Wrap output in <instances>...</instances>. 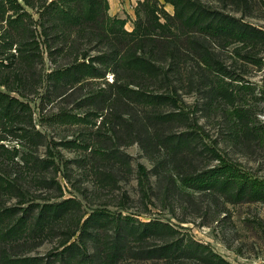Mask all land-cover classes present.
Wrapping results in <instances>:
<instances>
[{
    "label": "trees",
    "instance_id": "obj_1",
    "mask_svg": "<svg viewBox=\"0 0 264 264\" xmlns=\"http://www.w3.org/2000/svg\"><path fill=\"white\" fill-rule=\"evenodd\" d=\"M41 1L43 10L39 19L34 20L18 0H0V86L14 91L9 84L15 79L21 87L35 81L34 67L42 58L36 38L38 26L51 54L55 53L52 51L55 44L60 46L56 48L57 53H64L68 46L83 48L85 44L95 43L98 52L93 56L65 54L68 61L50 73L51 86L62 90L68 84L74 86L85 79L105 78L112 73L113 81H107L106 88L88 98L95 108L91 113L101 116L107 107L106 118L113 123V133L119 139L123 136L118 132H122L138 140L157 169L171 165L172 169L165 172L169 191L172 184L179 182L181 188L220 193L229 200L242 197L264 200V179L214 155L216 150L211 147L208 151L219 163L204 170L194 169L192 160L200 143V127L181 108L174 85L183 83L188 74L189 80L199 81V92L207 99L205 109L222 108L220 98L227 96L233 100L234 91L228 93L227 82L220 75L223 66L211 55L210 41L256 44L264 42V31L198 0H166L175 8L173 15L161 6L160 0H141L133 31L125 28L124 20L109 15V0ZM239 1L247 4L246 0ZM26 2L30 4V0ZM14 48L16 51L12 52ZM189 66L194 67L193 71H186ZM169 85L171 91L161 90ZM167 105L176 110L165 111ZM249 112L243 107L226 106L224 116L234 128L245 126L252 131ZM30 114L27 103L0 89V128L12 134L26 133L35 144L41 135L29 127ZM62 115L70 114L63 112ZM172 123L186 126L191 132L174 133L167 127ZM3 154L10 155V151L0 143V156ZM179 154H184L185 163ZM93 155L96 166L106 163L107 167L120 157L100 148ZM21 158L24 167L34 171L49 164L32 154ZM14 162L12 166L23 167ZM11 168L9 171L0 166V264H122L124 260L146 258H166L168 264H174L181 257L215 258L213 254L206 258L201 250L184 240L173 241L171 230L161 222H143L128 215L116 218L101 209L81 223L82 217L74 210L77 201L36 203L27 197L18 178L11 176L17 172ZM141 171L146 177L144 167ZM114 173V165L113 169L109 167L100 172L103 179L111 181ZM34 179L37 183L42 181L39 177ZM13 197L17 198L16 203L6 205ZM104 221L114 225L113 234L103 232ZM77 233L79 240L74 239ZM162 235L168 238L165 244L148 248V239ZM50 239L56 240L57 245L46 256L28 253L29 249ZM88 242H92L94 253L90 252Z\"/></svg>",
    "mask_w": 264,
    "mask_h": 264
},
{
    "label": "rangeland",
    "instance_id": "obj_2",
    "mask_svg": "<svg viewBox=\"0 0 264 264\" xmlns=\"http://www.w3.org/2000/svg\"><path fill=\"white\" fill-rule=\"evenodd\" d=\"M18 1L34 20L39 19L40 11L43 10L41 0H30V4L26 0ZM139 1L109 0V15L124 20L125 28L133 31ZM198 1L264 31V0H246L247 4L242 1L238 3L237 0ZM160 4L168 13H175L173 4L166 0H160ZM36 38L42 58L34 67L35 81L21 87L15 79L13 84H9L14 91L0 86V89L31 107L32 119H28L27 123L41 135L38 144H33L26 133L17 131L12 134L0 128V143L10 151V155L0 156V166L9 171L12 167L13 171H17L12 172L11 176L23 184L30 200L44 203L74 199L77 201L74 210L78 217H82L81 223L101 209L116 218L128 215L143 222H161L171 230L173 241L184 240L201 250L206 258L212 257V254L216 258L202 260L181 257L174 264H264V200L243 197L229 200L220 193L181 188L179 182L172 184L169 191L165 172L172 166L165 165L157 169L156 163H153L138 140L125 133L127 138H124L122 132H118L119 136H123L119 139L117 133H113V123L106 118L109 113L107 107L101 116L91 113L95 108L88 98L99 89L106 88L107 81H113L112 73H108L105 78L85 79L74 86L68 84V88L62 90L51 86L50 73L68 61L65 54L69 57H83L84 54L93 56L98 52L95 43L85 44L83 48L73 46L71 49L68 46L66 53H57L56 48L60 46L55 44L52 45L55 53L51 54L39 26ZM210 42L211 55L223 66L220 75L227 82L228 93L234 91V99L219 97L222 108L213 106L205 109L207 99L199 92L198 79L189 80L187 74L183 83L174 84L182 103L181 108L189 112L191 119L196 120L200 127V143L192 160L194 169L204 170L216 166L219 159L214 155H219L251 175L264 179V42ZM15 48L12 52L16 51ZM193 69L189 66L186 71ZM161 90L171 91V85L161 87ZM64 91L65 95L62 93ZM226 106L243 107L250 111L249 120L254 130H248L245 126L234 128L224 116ZM164 109L167 112L176 110L170 105ZM63 112L71 116H64ZM167 127L177 134L191 132L186 126L177 123L168 124ZM208 147L216 150V154L210 153ZM97 148L115 152L120 157L113 161L114 164L109 163L108 167L106 163L96 166L93 154ZM27 154L39 156L49 164L36 171L24 167L21 157ZM184 154H179L183 157V163ZM156 156L159 159L158 153ZM13 161L23 167L12 166ZM113 165L115 177L112 181L103 179L100 172L109 167L113 169ZM141 167L146 170V177ZM35 177L42 181L37 183ZM16 201L17 198L13 197L5 204L13 205ZM103 223V232L113 234L114 225L108 221ZM78 235L74 239L79 240ZM165 239L168 238L164 235L148 239V248L165 244ZM56 245V240H46L29 249L28 253L46 256ZM88 246L90 252L94 253L92 242H88ZM122 264H168V261L166 258H146L124 260Z\"/></svg>",
    "mask_w": 264,
    "mask_h": 264
}]
</instances>
